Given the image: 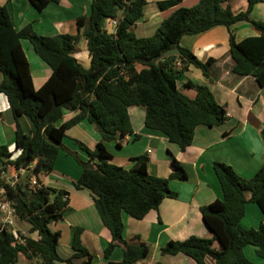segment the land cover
<instances>
[{
	"label": "trees",
	"instance_id": "1",
	"mask_svg": "<svg viewBox=\"0 0 264 264\" xmlns=\"http://www.w3.org/2000/svg\"><path fill=\"white\" fill-rule=\"evenodd\" d=\"M38 11L57 0H28ZM226 0H198L192 6L180 5V0H158L159 10L171 9L154 33L138 37L131 27L141 18L146 0H92L89 14L77 17L78 28L84 27L90 56V65L84 68L73 53L79 41L75 35L59 33L52 36L37 34L30 24L16 30L6 7L0 4V92L8 101L15 121V147L17 157L6 145H0V174L8 169L24 168L36 160L33 173L39 185H31L30 172L11 184L0 177L8 199L21 221L36 232L38 239L26 238L24 243L12 245L14 235L0 232V264H12L20 253L35 257L36 264H92V256L79 244L76 235L72 241L74 253L61 258L56 246L59 232L49 224L61 218L67 204L68 192L41 184L40 173L53 169L60 149L74 156L82 165V172L74 182L76 188H88L93 193L94 205L110 233L104 249L106 264H131L145 257L149 244L135 236L122 235V211L134 218H142L150 209L158 207L165 197H175L168 186V178L152 175L147 170L148 157L136 156L130 168L116 165L108 159L110 153L102 141L88 152L87 161L79 160L75 152L67 149L61 140L65 131L86 119L93 123L107 139L120 138L132 132L128 107H145L146 127L161 131L166 138L184 150L194 136L198 125L212 127L227 119L226 111L214 98L206 85H192L196 89L190 98L176 86L177 78L189 66L199 68L207 75L213 62H202L191 51L181 47L184 34L205 31L224 25L229 31L228 47L234 60L232 71L239 76H252L264 86V23L250 18L253 6L264 0H247V9L234 14ZM120 13V14H119ZM114 33L102 27L103 18H116ZM248 21L259 31L258 35L236 41L231 26ZM27 40L35 54L51 69L47 80L37 89L32 85L29 63L21 41ZM175 52L173 54H168ZM136 64L143 67L136 69ZM65 110L76 113L59 125ZM25 115L33 126L31 135L21 128L18 117ZM264 140V125L260 131ZM171 177L184 179L181 165L172 160ZM213 170L219 182L222 197L200 207L204 224L211 238L191 235L183 240H169L160 248L161 254L183 253L196 264H253L244 254V247H255L257 256L264 258V223L256 228H243L240 224L247 201L254 202L264 216V161L250 178L241 177L224 162L215 161ZM250 192L246 199L245 193ZM216 240L219 246L213 247ZM123 249L119 262L108 260L114 246ZM85 257L81 262L75 258ZM154 264H162L157 261Z\"/></svg>",
	"mask_w": 264,
	"mask_h": 264
},
{
	"label": "crops",
	"instance_id": "2",
	"mask_svg": "<svg viewBox=\"0 0 264 264\" xmlns=\"http://www.w3.org/2000/svg\"><path fill=\"white\" fill-rule=\"evenodd\" d=\"M92 0H57L48 4L41 11L36 10L28 0H0L8 11L13 27L19 30L30 24L39 35L52 36L59 33L75 35L80 38L73 53L74 57L84 68L90 65L86 39L78 28L77 17L87 16ZM158 0H146L143 14L131 27L138 37L150 36L160 22L166 18L171 9L159 10ZM198 0H180L182 6H192ZM234 14L247 9V0H226ZM120 14V13H119ZM252 20L264 23V2L256 3L251 12ZM102 19V27L108 33H114L115 19ZM236 41L248 36L259 34L248 21H241L231 26ZM229 31L224 25H216L205 31L184 34L179 45L191 51L202 62L213 59L207 75L199 68L189 65L177 78L176 86L179 91L190 98L196 95L194 85H206L215 100L224 107L227 119L212 127L198 125L195 128L192 142L181 150L176 143L170 142L159 130L145 126V107L132 105L128 107V115L132 132L120 138L107 139L93 123L86 119L69 127L65 131L61 143L70 151L75 152L79 160L87 161L88 152L81 146L93 150L96 144L103 142L110 153L108 161L130 168L134 158L145 154L148 157L147 170L150 174L168 178L170 190L175 197H165L155 209H150L142 218L137 219L122 211V235L125 239L138 236L139 241L149 244L148 254L131 264H196L183 253L161 254L160 248L169 240H183L191 235L211 238L212 233L204 224L200 207L222 197L221 188L213 170L215 161L230 165L238 175L250 178L264 161V140L260 131L264 125V86L258 85L252 76H239L232 71L234 60L228 47ZM21 45L29 63L32 85L39 88L50 76V67L32 50L27 40ZM170 52L168 54H173ZM143 67L136 64V69ZM2 73L0 72V81ZM76 112L65 110L62 117L55 122L59 125L71 118ZM18 122L26 134L31 135L33 126L25 115H20ZM15 121L12 117L6 96L0 92V145H6L12 158L19 155L20 149L15 147ZM176 160L186 173V178L171 177L174 172L172 160ZM12 168L9 172H12ZM82 172V165L72 154L60 149L54 161L53 169L48 173H40L38 180L41 184L68 192L67 204L60 219L49 224L52 231L59 232L56 246L58 255L65 259L74 253L72 241L76 235L80 245L87 249L92 256V264H106L103 252L110 241V233L102 222L94 205L93 193L88 188H76L74 182ZM246 199L250 192L245 193ZM264 223V216L259 207L247 201L244 216L241 219L243 228H256ZM16 228L26 232V238L38 239L36 232L29 231L25 221H18ZM213 247H218L214 240ZM245 256L253 264H264V258L257 256L255 247H244ZM85 257L75 258L81 262ZM123 259V249L116 245L108 260L119 262ZM208 264H215L210 257ZM37 259L20 253L12 264H36ZM60 264H66L60 262Z\"/></svg>",
	"mask_w": 264,
	"mask_h": 264
},
{
	"label": "built area",
	"instance_id": "3",
	"mask_svg": "<svg viewBox=\"0 0 264 264\" xmlns=\"http://www.w3.org/2000/svg\"><path fill=\"white\" fill-rule=\"evenodd\" d=\"M118 20L113 21L114 25H117ZM36 160H33L24 168L13 169L12 173L5 177V180L11 184L19 181L26 172H30V183L31 185H39L37 181V175L34 174L33 168L35 166ZM5 172H1L0 177L3 176ZM4 178V176H3ZM21 221L15 212V208L12 201L8 199L6 195L5 188L0 186V232L6 231L14 235V240L11 242L12 245L17 243H24L26 241V232L24 230H19L16 228V223Z\"/></svg>",
	"mask_w": 264,
	"mask_h": 264
},
{
	"label": "rangeland",
	"instance_id": "4",
	"mask_svg": "<svg viewBox=\"0 0 264 264\" xmlns=\"http://www.w3.org/2000/svg\"><path fill=\"white\" fill-rule=\"evenodd\" d=\"M12 172H9V169L7 171H5V173L3 174L4 178L9 176ZM2 176V177H3Z\"/></svg>",
	"mask_w": 264,
	"mask_h": 264
}]
</instances>
